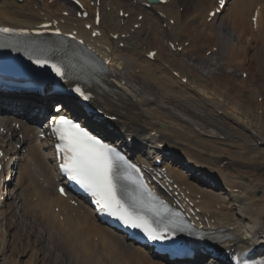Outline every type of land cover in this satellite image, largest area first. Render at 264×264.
Returning a JSON list of instances; mask_svg holds the SVG:
<instances>
[{"label":"bare ground","instance_id":"6f19581e","mask_svg":"<svg viewBox=\"0 0 264 264\" xmlns=\"http://www.w3.org/2000/svg\"><path fill=\"white\" fill-rule=\"evenodd\" d=\"M45 1V4L49 3V0ZM58 1V10L52 12V8L48 5L43 3L44 6H41L40 0H23L22 3L17 0H3L0 2V25L14 29L34 28L55 18L62 28L78 31L91 41V34L94 30L88 32L84 27L91 24L92 21L77 19L75 17L77 9L68 2L65 5L69 6L71 10H75V13H70L69 17H63L62 12L66 9L64 5L62 6L61 1H65ZM83 1L89 5V0ZM215 1L181 0L178 2V0H170L164 6L156 5L147 9L136 0H100L99 9L102 12V19L98 29L101 36L92 42L98 47L101 56L106 53L114 64L101 80L104 88L97 87L99 84H95L93 87L82 84L94 95L95 107L97 106L105 115L116 118V122L112 126L114 131L127 134L125 141L130 137L138 146L152 143L157 147L162 144L167 151L180 152L187 162L195 166L197 171H203L208 179L212 180L216 176L223 183L227 199H222L218 195L204 190L196 178H194L195 180L188 179L177 169L167 167L171 173V179L184 193L189 194L193 202L197 204V208L203 212V218H208L210 222L214 221V235L226 239L222 247L227 250L242 251L260 246L262 244L260 238L264 237V161H260L264 158V138L260 137L257 131H254L252 126L247 123L250 121L243 122V115L239 114V110L231 112L234 114L232 115L221 105L218 101L222 95L221 89L216 86L219 85V82L214 85L212 81L213 84H211L209 82L210 73L206 76L207 72L200 71V64L215 65L206 56L193 53L204 38L215 40L216 44L213 48L219 47L217 48L220 50L219 52H222V48H224L221 47L220 42L223 41L220 36V24L219 28L212 25L213 28L210 29V32L207 27L200 29L195 26L198 22L196 16H200V20L204 16V23L211 26L205 21L210 11L215 9L217 3ZM231 1L229 0L224 12H228ZM263 3L264 0H238L237 5L231 9V15L222 21H225V26L236 25L238 29L240 27L248 35L247 21L250 19V29L252 30V18L257 13V31L261 33H256L255 36L258 37L256 39L264 40ZM181 8H184L183 12H180ZM201 8H204L205 14L201 12ZM120 12L129 14V17L127 19L120 18ZM140 15L143 16L142 21H138ZM168 15L176 23L171 25ZM220 18L215 19L213 23H218ZM189 19L192 24L188 23ZM136 24L139 25V28L134 30ZM164 24H166L165 28ZM187 26H189L188 32L193 34L192 37L197 36L195 42L187 38L184 40L183 32L179 31L180 28ZM115 36L118 37L117 40L113 39ZM160 37L166 40L167 44L178 43L180 46H183L186 41H192V47L195 46L188 50V56L199 67L195 68L189 65L180 58L179 54L172 53L165 43H162ZM121 44L124 45L122 49L120 48ZM152 51H156L157 54L154 61H149L147 56ZM240 52L241 50H237L233 55ZM220 61L221 59L218 63ZM173 71L178 73L179 78L172 75ZM184 78L187 79L186 84L181 81ZM123 81L126 86H122ZM220 86L222 85L220 84ZM208 90L210 93L207 92ZM216 97H218L217 100ZM57 100H54L53 104H56ZM64 101L67 100L64 98ZM243 101L245 100L243 99ZM22 102L24 100H11L7 108L13 107L15 111H22V107L25 106L23 111H28L29 107ZM247 103L250 104V101ZM244 105L240 104L237 108L245 109ZM251 107L250 105V109ZM1 111L3 114L7 113L5 109H0ZM253 111L256 113L255 109ZM79 112L82 114L81 111ZM245 118L259 119V116L249 117L245 109ZM198 119L202 120L204 124L198 122ZM252 122L254 123V120ZM12 124H20L21 133L27 138L22 143L26 153L14 154L15 157L21 155L17 164L16 178V189L19 191L18 199L23 206H26L25 215L30 216L29 208H32L30 213L33 214L32 218L37 217L40 229L34 231L31 224L29 231H25V234L32 235L34 238L27 237L26 243L22 238L24 234L19 230L10 236L11 246L7 243L8 239L3 238L4 241L0 243V247H2L0 249L3 252L8 250L11 253V260L2 264H21V260L18 262V259H22L20 257L26 253L30 255V258L25 264H56L54 261H57L61 256L56 251L53 252L51 262L49 254H52L50 247L57 243L61 250H65V246L71 252L83 249L87 255H91L89 259L85 258L87 259L86 264H96L102 256L109 260V263L101 260L102 264H117L118 259L127 260L121 264H165L163 259H154L145 249L126 241L120 233L100 224L94 214L85 206L80 208L82 213L80 210L70 207L68 200L57 196L53 189L57 174L50 163L51 157L45 154L41 146L30 138L31 130L21 118L5 115L0 121V127H4L14 135ZM259 127L261 130L264 129V124ZM4 140L0 135V143H3V147ZM237 141H244L243 148L245 146L248 151L249 149L253 150L252 154L255 152L256 160L254 161L260 162L256 168L253 169L252 165L245 164V160L250 155L242 156L241 149L239 151L233 149L239 145ZM15 143L20 144L21 141ZM8 146L11 144L9 143ZM240 146L238 147L240 148ZM10 152H13V149L6 151L7 154H11ZM38 168L42 173L39 174ZM252 171H256L254 174L259 172L261 175L258 173V175L252 176L250 175ZM39 175L48 180L49 187L40 181ZM13 192L12 190L7 194V200L13 199L16 193ZM257 192L260 194L257 195ZM30 196L32 198L39 197L40 204L31 205L28 201ZM14 207L12 203H9L4 209L0 201V209L3 210V212L0 211V218L3 215L4 217L10 215L12 212L10 209ZM57 208L58 213L55 211ZM42 225H47L50 229V234L47 235V237L50 236L48 239H46L45 231L42 230ZM22 228L24 230V225ZM91 236H95V239L102 243L100 250H92V253L88 252L91 247L89 242ZM45 242H49V245ZM42 250L44 254H47V258L40 259L39 254ZM4 255L2 253V256ZM65 262L66 259L63 257L60 264H65Z\"/></svg>","mask_w":264,"mask_h":264},{"label":"rangeland","instance_id":"374dc122","mask_svg":"<svg viewBox=\"0 0 264 264\" xmlns=\"http://www.w3.org/2000/svg\"><path fill=\"white\" fill-rule=\"evenodd\" d=\"M33 1H37V0H33ZM43 1H45V0H43ZM180 1L181 0H178V2H180ZM45 3H46V1L44 2V4ZM236 3H238V0H232L231 1V5L229 7L228 12L225 11L222 14V18L219 21L220 22L219 23L220 24V30H221L220 36L222 35L221 38H222V40H223L222 42L224 44L223 45L221 43L222 44L221 47H224V48H222V52H220L219 54H222L224 52L227 55H224V56H220L219 54H218V56L213 55V56H216V58H212V56L206 55V58H209L210 62H215V64L213 63L215 66H212L211 64H207V65L206 64L205 65L200 64V67H201L200 70L203 72H207V74L210 73L209 82L211 84H213V82H214V85H216L215 83L219 82V85H216V86L220 87V89H221L220 93L222 95H221V97H219L218 101L221 103V105L224 108H226L228 110V113H231V112L233 113V111L239 110V114L243 115V117H242L243 122L245 123L246 121H250L247 123H249V125L252 126V129L254 131H257V133L260 137L262 136V138H264L263 137L264 136V129L261 130V127H259L260 125L264 124V121H262V119H264V101L261 102L260 100L259 101L257 100L259 98L264 99V40L256 39L257 36H255V34L258 31L252 32V30L250 29L251 28L250 22H249L250 19H248V21H247V25H249V27H247V30H248L247 32L249 33L248 35L244 31H242L240 29V27L238 29V27L236 25L225 26L226 23H225V21H222V20H225V17L227 19L228 15L229 16L231 15V9H233V7L237 5ZM44 4H41V0H40V5L44 6ZM45 5H48V4H45ZM262 6H264V3ZM51 8H52V10L55 9V11L58 10L57 5H53V6H51ZM201 9H202L201 12L205 14L204 8H201ZM49 11H50V9H49ZM183 11H184V8H183ZM168 14H169V12H168ZM168 16H169V18H168L169 20L173 19V18H170V15H168ZM195 16H196V14H195ZM196 17H197L198 22L196 21L197 24L195 26L196 27L198 26L200 29L202 27H207L208 31L210 32L211 31L210 29L213 28L212 25H214V23L211 24V26H208L204 23V20H203L204 16L202 17L201 20H200V18H201L200 16H196ZM174 22L176 23L175 20H174ZM188 23H191V19L188 20ZM219 24H218V26L216 25L218 28H219ZM188 28H189V26L183 27V28H180L179 31L183 32L184 40L187 38V39H190L193 42H195V38L197 36L192 37L193 34H190V32H188V30H187ZM260 33L261 32H258V34H260ZM251 37L253 38V40ZM160 39L162 41V37H160ZM205 39L206 38L202 39V41L198 45L199 47L197 46V49H195L193 51V53L196 52V54H199L200 56L201 55L205 56V53L208 52L207 51L208 49L209 50L213 49V46L216 44V41L211 40L210 38H207L206 40ZM192 41H190V42H192ZM193 42L190 43L189 49L194 48L195 45L192 47ZM162 43H163V41H162ZM218 45H219V41H218ZM237 50H241V52L237 55H233V53L234 52L236 53ZM211 58L213 60H210ZM220 59H221V61H220V63H218V61ZM184 60L186 61V63H188V64H190L196 68L199 67L197 64L193 63L188 58H184ZM225 64H226V67H225ZM222 65H224L225 68H222ZM224 72H226V73H224ZM242 72H244V73H242ZM242 74H247L248 77L242 78ZM220 84L222 86H220ZM255 89H257V90H255ZM258 91L260 93H258ZM207 92L210 93L209 90ZM216 98H218V97H216ZM239 99H241V100H239ZM243 99L245 101H243ZM240 101H242V102H240ZM246 101L247 102L250 101V104L247 103ZM240 104H241V106H243L245 104L244 108L247 110L249 117H251L253 115H255V116L258 115L259 119H256V118H254V119H252V118L248 119L247 118L246 119L245 118V109H242V107L237 108V106ZM250 105L252 106L251 109H250ZM253 109H255L257 114L253 111ZM232 115H234V114H232ZM252 120H254V123L252 122ZM198 122H202V124H204V122L200 119H198ZM256 123H258L260 125L258 126V124H256ZM235 124H237V123H235ZM246 134H248V133H246ZM203 138L205 139V137H203ZM243 138H245V137H243ZM233 142H231V143H233ZM237 142H239L238 146H240V144H242V145L240 146V148L237 146L236 148H233V149H235V150L238 149V151L241 149L240 152L243 153L242 156L250 155L249 157L251 159L248 157L245 160V164H247L248 166L252 165L253 169L256 168L257 165L260 164V162L257 163V161H254V160H256L254 158L255 152H254V154H252L253 150L249 149V151H248V148H245V146L243 148V144L245 145L244 141H237ZM242 149L243 150L245 149V151H242ZM252 158H254V159H252ZM261 160L264 161V158L260 159V161ZM254 173H256V171H254V172L252 171L250 175L255 176V175H258L259 172L257 174H254ZM259 175H261V173H259ZM14 188H16L15 185L13 186V189ZM221 197H223V196H221ZM9 203H12V205L15 206L14 210L10 209V212L12 211L10 214L11 215L10 219H8L10 221V225H11V222L13 219H17L19 217L20 220L22 219L20 223H25L28 225L32 220L33 230L37 231L38 228L40 229V225L37 223L38 222L37 217L32 218L33 214H31L30 212H29L30 216L25 215V207L22 205V202L17 201L15 203H13V200L7 201V203H5L6 206ZM29 210H30V208H29ZM2 212H3V210H2ZM13 216H14V218H13ZM10 225L7 228V230L9 229V231L5 235V239H8L7 243H9L10 246L12 245V242H11L12 240H11L10 236L14 232H16L17 230H19L20 233L24 234L22 236V238L24 239L23 242H25V243L27 241V237L34 238L32 235L25 234V232L22 228L23 226L16 227V228L10 230V228H11ZM41 227H42V230L45 231L46 239H48L50 236L47 237V235L50 234V229L48 228L47 225H42ZM5 230H6L5 225H0V235ZM10 231H11V233L9 234ZM84 236H86V235L84 234ZM3 238L4 237H2V239ZM95 238H96L95 236H91V239L89 241L91 243V247L89 248L88 252H90V253H92V250L95 251V249L100 250V246H102V243L100 241L96 240ZM2 241H4V239ZM29 241H32V240H29ZM50 241H56V240H50ZM45 244L49 245V242H45ZM45 244L43 243L44 246H45ZM54 246L50 247L52 250V254L51 255L49 254V257L51 256L50 261L52 262L53 252L56 251V253H58V255L61 256L60 258L58 257L57 261H54V263H56V264H60V261L63 259V257L66 259L65 264H86L85 261H87V259H85V258L89 259L91 257V255H87L86 252L83 251V249H81L80 251L77 250L75 252H71L68 249V247H66V246H65V250H61L59 243H57V245L54 244ZM0 248H2V247H0ZM2 253H4L5 255L2 256ZM10 256H11V253L8 252V250H5L4 252H3V250H1L0 251V264H2L5 261L10 262V260H11ZM29 256L30 255L28 253L24 254L23 257H20L22 259H18V262H19V260H21V264H25L29 260V258H30ZM39 257H40V259L41 258H47V254L46 253L44 254V252L42 250V252H40V254H39ZM110 259L112 261H114L112 257H110ZM101 260H105L106 262L109 263V260L104 256H102ZM101 260L99 258L98 261L96 262V264H102L103 262H101ZM123 261H127V260L118 259L117 264H121V262H123Z\"/></svg>","mask_w":264,"mask_h":264},{"label":"snow or ice","instance_id":"6c2138e0","mask_svg":"<svg viewBox=\"0 0 264 264\" xmlns=\"http://www.w3.org/2000/svg\"><path fill=\"white\" fill-rule=\"evenodd\" d=\"M223 3L224 0H221V5ZM13 31L11 28H0V33ZM34 62L41 66L48 65L61 78L66 75L65 70L56 63H50L46 59H37ZM75 92L85 100L90 99L79 87ZM52 132L58 140L56 150L61 154V169L69 179L94 198L101 211L116 216L132 228H140L151 240L166 239V233L174 234L173 230L176 229L185 230L175 213L162 227L158 226L164 214L169 211L167 206L158 201L143 183L136 165L129 163L111 145L64 116L52 121ZM122 181L134 184L138 189V193L128 194L131 203L125 201L120 194ZM61 192L63 193V189ZM149 214L161 218L160 221H153Z\"/></svg>","mask_w":264,"mask_h":264}]
</instances>
